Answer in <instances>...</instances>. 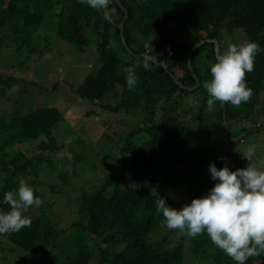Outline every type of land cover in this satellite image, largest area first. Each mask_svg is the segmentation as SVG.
<instances>
[{
  "label": "trees",
  "instance_id": "obj_1",
  "mask_svg": "<svg viewBox=\"0 0 264 264\" xmlns=\"http://www.w3.org/2000/svg\"><path fill=\"white\" fill-rule=\"evenodd\" d=\"M0 3V49L5 43L2 33L10 29L11 40L18 49L27 48L38 57L46 49L33 35L47 9L55 14L56 38L75 49H79L84 26L103 19L97 43L99 68L82 80L75 93L108 112L141 114L147 123L144 128L120 136L116 142L121 145L118 154L107 153L108 161L136 184L185 187L191 201L209 194L218 182L211 177L210 164L223 168L222 159L210 144L217 133L213 125L219 123L222 132H229L230 123L236 125L241 118L247 119L248 114L260 113L256 109L260 107L259 95L264 87V0H110L111 23L102 11L80 0H0ZM125 16L122 34L126 46L119 31ZM237 30L245 34L246 42L258 43L261 51L256 55L254 71L246 75L247 87L253 95L239 108L224 104L227 123L224 129L222 103H216L215 111H207L208 94L203 84L211 79V72L199 55L204 53L214 64L217 62L214 44L208 41H217L222 53L223 33L231 35ZM201 42L203 45L191 55L190 70L188 54ZM147 44L151 47L149 52L144 50ZM127 49L136 56L147 52L161 66L136 59ZM120 53L126 54V58ZM145 62L150 70L144 69ZM128 67H134L137 76L131 91L125 80L124 69ZM192 74L199 83L192 92L174 82L175 79L184 88H193L196 82ZM15 81L0 74V95ZM117 90L119 101L114 106L107 104L108 97ZM192 93L200 96L203 107L197 125H191L185 120L187 114H181L184 96ZM62 120L61 113L49 107L29 111L9 123L0 119V211H10V206L3 202L4 194L15 192L20 178L26 181L28 176H37L43 162L53 167L45 154L58 149L51 131ZM257 128L237 127L236 136ZM138 135L144 139L139 144L134 142ZM34 142H39L38 155L28 157L9 152L15 145ZM81 144L76 142L77 147ZM69 151L79 162L85 161L86 153L82 157L76 149ZM159 199L142 189L120 190L116 182L106 180L92 194L81 195L76 219L68 231L57 229L47 211L41 210L30 218V227L0 237L26 252L23 261L37 258L48 263L54 251H67L63 264H183V242L171 247L169 237L152 239V234L165 224L162 213L156 210ZM190 244L194 255L206 254L204 250L209 247L210 264H236L205 238H190ZM246 264H264V254L250 257Z\"/></svg>",
  "mask_w": 264,
  "mask_h": 264
},
{
  "label": "rangeland",
  "instance_id": "obj_2",
  "mask_svg": "<svg viewBox=\"0 0 264 264\" xmlns=\"http://www.w3.org/2000/svg\"><path fill=\"white\" fill-rule=\"evenodd\" d=\"M103 22V19H99L93 21L94 24L85 25L79 49H75L56 38L55 14L47 9L41 26L33 35L36 36L35 41L46 49L40 57L31 54L27 48L19 50L18 45L11 40L10 29L2 33L4 35L2 41L5 43L4 48L0 49V74L17 81L5 94L0 95V119L9 123L29 111L42 107L56 108L63 117L62 122L51 131V137L55 139L58 149L45 154L53 167H50L48 162H43L37 176H28L26 179V182L31 183L30 187L34 189L35 195L42 200V204L38 208L30 207L23 215L31 218L41 210H46L56 228L64 231H68L76 219L81 195L92 194L106 180L116 182L120 190L131 187L154 193L164 199L167 206L176 210L191 202L185 187L136 184L114 168L106 157L107 153L118 154L121 145L116 142L120 136H125L137 128H144L147 123L141 114L134 116L108 112L102 109L100 104L80 99L75 93L82 80L99 68L98 31ZM228 42L237 45L244 43L245 34L240 30L233 31L231 35L223 33L221 40L223 51L226 50ZM150 49V44L144 46L145 51L149 52ZM120 54L126 58V54ZM199 59L206 67L211 68L213 65V60L204 53L199 55ZM259 96L260 107L256 110L262 113L261 117L260 113L258 116L248 114L247 119L241 118L236 125L230 123L229 132H222L219 123L213 125L217 133L211 138L210 144L222 159L223 167L227 166L229 170L235 171L249 165L250 162L242 156L249 148L255 149L252 166L264 170V112H262L264 87ZM119 97L117 90L106 102L114 106ZM182 107L181 114H187L185 120L191 125H197L199 123L197 117L203 110L200 96L197 93L184 96ZM157 116H160L159 111ZM254 126L258 127L256 132L245 133L241 140L232 141L242 135L236 136L237 127L251 129ZM143 140V136L138 135L134 142L139 144ZM76 142L82 143L81 146L77 147ZM38 144L39 142L15 145L9 152L11 154L19 152L28 157L35 156L40 153ZM70 149H76L82 157L86 153L85 161L79 162ZM168 237V246L172 247L180 241L184 243L183 264H210L209 247L204 250L206 254L194 255L191 252L192 237L178 235L165 224L152 234L154 240H166ZM196 238H205L215 246L206 233ZM25 256V251L0 237V264H63V259L68 257L67 251L64 253L54 251L49 262L44 263L37 258L23 261Z\"/></svg>",
  "mask_w": 264,
  "mask_h": 264
},
{
  "label": "clouds",
  "instance_id": "obj_3",
  "mask_svg": "<svg viewBox=\"0 0 264 264\" xmlns=\"http://www.w3.org/2000/svg\"><path fill=\"white\" fill-rule=\"evenodd\" d=\"M80 3L102 11L109 23L112 22L108 10L110 0H80ZM260 51L258 43L247 41L239 45L228 42L226 50L218 53L217 62L210 68L211 79L203 84L208 94V112L215 111L217 102L239 108L251 99L253 91L247 87L246 75L254 71L255 58ZM143 67L150 70L148 62ZM124 71L128 89L134 90L137 83L135 68L128 67ZM254 151L249 148L242 153L250 162L246 168L231 171L227 166L217 169L215 164H210L211 177L218 182L209 194L192 199L182 209L169 207L160 198L156 210L162 213L165 226L178 235L192 238L206 233L211 242L236 264H246L250 257L264 254V170L252 166ZM3 202L10 206V211H0V235L30 227L31 219L23 213L42 204L23 178L19 179L15 192L4 194Z\"/></svg>",
  "mask_w": 264,
  "mask_h": 264
},
{
  "label": "water",
  "instance_id": "obj_4",
  "mask_svg": "<svg viewBox=\"0 0 264 264\" xmlns=\"http://www.w3.org/2000/svg\"><path fill=\"white\" fill-rule=\"evenodd\" d=\"M116 1V0H115ZM126 16L122 19V21H121V23H120V26H119V31H120V36H121V40H122V43L124 44V46H126L125 45V43H124V39H123V34H122V32H123V25H124V22H125V20H126ZM208 42H211L212 44H214V51H215V57H217V55H218V53H220L219 52V46H218V44H217V41H215V40H213V41H208ZM203 45V43L201 42L200 44H198L197 46H195L190 52H189V54H188V59H187V62H188V68L191 70V65H190V58H191V55H192V53L193 52H195V50L198 48V47H200V46H202ZM127 51H128V53L130 54V55H133L131 52H130V50H128L127 49ZM134 56V58H136V59H140V58H143V59H146V60H148V61H150V62H153V63H155V64H158L159 66H161L159 63H157V61L155 60V59H153L152 57H150V56H148V55H146V54H144V55H142V56H136V55H133ZM193 75V78H194V80H195V82H196V84H195V86L193 87V88H184L182 85H180L178 82H177V80H175L174 79V82L181 88V89H184V90H186V91H190V92H192V91H194L195 89H197V87L199 86V83H198V80H197V77L194 75V74H192ZM222 109H223V126H224V129H227V123H226V121H225V113H224V104H222ZM257 130H252V131H249V132H256ZM248 133V132H247ZM228 134V133H227ZM246 134L244 133V134H242L238 139H232V141H235V142H237V141H239V140H241L242 139V137L243 136H245Z\"/></svg>",
  "mask_w": 264,
  "mask_h": 264
}]
</instances>
